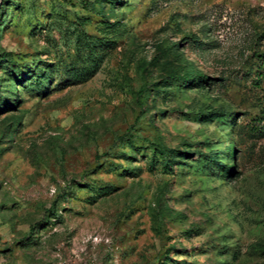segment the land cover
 Masks as SVG:
<instances>
[{
  "label": "rangeland",
  "instance_id": "374dc122",
  "mask_svg": "<svg viewBox=\"0 0 264 264\" xmlns=\"http://www.w3.org/2000/svg\"><path fill=\"white\" fill-rule=\"evenodd\" d=\"M263 59L264 0H0V264H264Z\"/></svg>",
  "mask_w": 264,
  "mask_h": 264
},
{
  "label": "trees",
  "instance_id": "16d2710c",
  "mask_svg": "<svg viewBox=\"0 0 264 264\" xmlns=\"http://www.w3.org/2000/svg\"><path fill=\"white\" fill-rule=\"evenodd\" d=\"M262 61H263V63H264V59H263ZM189 77H192V75H191L190 73H186V74H184V75H182V76H177L176 79H177V81H178V80L186 81V80L189 79ZM198 79H199V77H198Z\"/></svg>",
  "mask_w": 264,
  "mask_h": 264
}]
</instances>
